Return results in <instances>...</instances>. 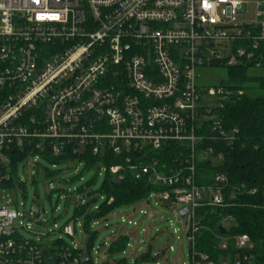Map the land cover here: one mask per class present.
<instances>
[{
	"label": "built area",
	"instance_id": "built-area-1",
	"mask_svg": "<svg viewBox=\"0 0 264 264\" xmlns=\"http://www.w3.org/2000/svg\"><path fill=\"white\" fill-rule=\"evenodd\" d=\"M257 4V21L234 24L244 0H0V264H98L90 250L34 231L26 221L42 220L39 206L23 215L1 203L23 158L87 151L120 157L105 166L118 179L131 172L156 185L157 201L187 223V264L254 263L251 237L230 234L229 212L217 235L226 255L198 248V212L227 205L229 179L217 173L200 185L197 174L201 162H222L218 143L238 133L222 115L233 92L199 79L215 67L262 66L264 0ZM167 149L178 156L174 168L159 158Z\"/></svg>",
	"mask_w": 264,
	"mask_h": 264
},
{
	"label": "rangeland",
	"instance_id": "rangeland-1",
	"mask_svg": "<svg viewBox=\"0 0 264 264\" xmlns=\"http://www.w3.org/2000/svg\"><path fill=\"white\" fill-rule=\"evenodd\" d=\"M244 1L247 10L237 16L234 24L254 23L258 19V0ZM248 74L264 75V67H249ZM228 78L227 68L215 67L203 71L199 81L214 87L228 83ZM212 158L216 164L217 159ZM47 170L51 175H47ZM105 177L103 163L87 168L84 161L53 164L45 157L33 155L18 162V179L11 188L2 190L1 203L23 215L39 206L43 212L42 220L37 225L29 219L26 221L31 222L34 231L47 233L48 240L62 239L68 245L90 250L98 264H167L166 260L170 264H187L190 249L187 223L180 221L168 204L158 202L154 193L149 201L117 208L107 217L92 221L90 227L95 236L88 241L84 216H75V208L88 204L93 210L101 203L103 198L96 192ZM90 181L93 183L88 185ZM80 187H84L83 193L78 190ZM52 193L60 194L55 206L50 199ZM67 225L74 226L73 236L65 233ZM19 233L24 237L34 236L24 228ZM120 236H126L124 247L121 250L112 248V243Z\"/></svg>",
	"mask_w": 264,
	"mask_h": 264
},
{
	"label": "trees",
	"instance_id": "trees-1",
	"mask_svg": "<svg viewBox=\"0 0 264 264\" xmlns=\"http://www.w3.org/2000/svg\"><path fill=\"white\" fill-rule=\"evenodd\" d=\"M258 56L262 61L261 67H264V40L261 42ZM249 67L248 64L230 67L228 83H225L230 91L240 92L239 96L233 98L232 95L227 99L222 112L226 130L232 132L234 129L238 130L236 138L231 145L218 143V149L225 155L222 162L212 164L204 161L198 164V184L211 185L217 173H225L229 182L225 191L227 204L225 207H202L199 210V219L205 228L197 237V245L201 251L210 253L216 260L221 255H226L228 251L219 249L217 245V235L220 234L218 227L221 214L229 212L237 220V224L230 228V234H248L252 240V247L248 249V253L255 255L253 264H264V75H249ZM174 151L167 149L159 154V158L172 168L175 167L178 158ZM22 157L23 153H20L18 159ZM75 159L84 161L87 168L97 163L108 166L121 161L118 156L103 158L93 155L90 151L81 155L66 153L57 157L51 156L49 161L57 164ZM50 172L47 170V175H51ZM92 183L93 181H90L88 185ZM13 184L12 180L5 188L12 187ZM83 188H78L80 193H83ZM155 188L156 185L147 180H136L131 172H126L124 179H118L106 172L101 188L96 192L103 198L101 203L93 210L89 209L88 204L75 208V216H84V229L89 235L88 241L91 242L95 236L90 227L92 221L107 217L117 208L148 200L150 195L155 193L152 192ZM52 198L53 193L50 195L51 201ZM125 242L126 237L120 236L112 243V248L115 246L117 250H121ZM229 250L232 254L235 253L232 244Z\"/></svg>",
	"mask_w": 264,
	"mask_h": 264
},
{
	"label": "water",
	"instance_id": "water-1",
	"mask_svg": "<svg viewBox=\"0 0 264 264\" xmlns=\"http://www.w3.org/2000/svg\"><path fill=\"white\" fill-rule=\"evenodd\" d=\"M240 95V92L239 91H235V92H233V98H235V97H237V96H239ZM57 199H58V197H57V195H54L53 196V198H52V204L55 206L56 205V203H57ZM220 230H221V232L222 233H226V230H225V228L222 226V225H220Z\"/></svg>",
	"mask_w": 264,
	"mask_h": 264
}]
</instances>
